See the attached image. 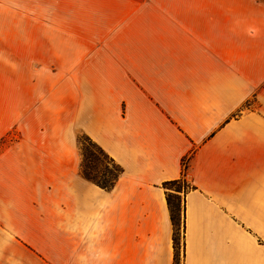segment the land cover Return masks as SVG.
I'll return each mask as SVG.
<instances>
[{
	"label": "crops",
	"instance_id": "1",
	"mask_svg": "<svg viewBox=\"0 0 264 264\" xmlns=\"http://www.w3.org/2000/svg\"><path fill=\"white\" fill-rule=\"evenodd\" d=\"M232 34L139 35L100 94L87 87L79 107L69 85L75 135L80 122L123 170L111 189L58 134L62 85L39 69L16 91L6 80L5 120L45 121L47 102L54 113L38 135L51 143H31L23 125L0 149V264H174L177 192L164 184L181 179V264H264V29Z\"/></svg>",
	"mask_w": 264,
	"mask_h": 264
},
{
	"label": "rangeland",
	"instance_id": "2",
	"mask_svg": "<svg viewBox=\"0 0 264 264\" xmlns=\"http://www.w3.org/2000/svg\"><path fill=\"white\" fill-rule=\"evenodd\" d=\"M0 5H3L0 6V93L3 92L0 101L6 93L3 90L6 80L14 81L16 91L20 88L23 71L33 72L29 73L31 79H38L37 69L43 70L40 75L48 83L62 85L54 89L58 94L61 92L56 100L61 102L57 109L61 113L58 134L64 132L63 143L72 145V159L78 162L82 174L107 182L119 174L120 168L85 132L80 122L75 135L70 120L69 85L78 91L79 107L83 95L85 100L87 87L100 94L103 77L110 80L117 74L119 48L124 44L132 45L139 35L173 34L176 37L180 33L194 32L229 38L234 32L242 37V34L264 29V0H0ZM4 107L0 102V132L7 123L10 130L0 138V149L21 142L23 125L26 130L31 129V143L52 142L49 137L43 142L38 135L50 133L53 125L48 117L54 113V103H46L45 121L30 119L29 125L27 121L23 123L17 113L13 114L11 123L5 120L1 114L5 112ZM173 203L181 264L182 198Z\"/></svg>",
	"mask_w": 264,
	"mask_h": 264
},
{
	"label": "trees",
	"instance_id": "3",
	"mask_svg": "<svg viewBox=\"0 0 264 264\" xmlns=\"http://www.w3.org/2000/svg\"><path fill=\"white\" fill-rule=\"evenodd\" d=\"M114 162V160H113ZM118 166V165H117ZM119 167V166H118ZM120 168V167H119ZM123 170L120 168L119 170V174L116 175L115 177H113L114 179H112L110 182L108 181H97L95 180V178H93L92 176L86 175L84 174L86 177H88L90 180L94 181L98 186L102 187L103 189H111L118 177L122 174ZM164 188L171 190V189H176L175 194H169L167 196V201H168V205L170 208V212H171V219L173 222V226H174V264H179V259H178V242H177V220H176V216H175V205H174V201H180L181 200V196L178 194L179 192H181L182 189L187 190L188 185L184 180H178V181H172V182H168L164 184Z\"/></svg>",
	"mask_w": 264,
	"mask_h": 264
}]
</instances>
